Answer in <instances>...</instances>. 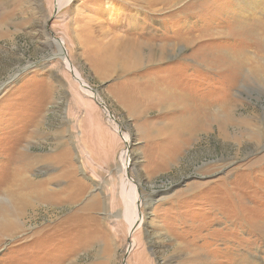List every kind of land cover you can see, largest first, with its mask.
<instances>
[{
	"label": "rangeland",
	"instance_id": "obj_1",
	"mask_svg": "<svg viewBox=\"0 0 264 264\" xmlns=\"http://www.w3.org/2000/svg\"><path fill=\"white\" fill-rule=\"evenodd\" d=\"M55 7L0 0V264H264V0Z\"/></svg>",
	"mask_w": 264,
	"mask_h": 264
},
{
	"label": "bare ground",
	"instance_id": "obj_2",
	"mask_svg": "<svg viewBox=\"0 0 264 264\" xmlns=\"http://www.w3.org/2000/svg\"><path fill=\"white\" fill-rule=\"evenodd\" d=\"M70 1L71 0H55V5L59 9L63 6V4H65V3L69 4ZM60 42H61V45L57 44L58 50H60V51H58L56 56L59 57V59L64 63L66 70L73 72L75 79H76L78 84L79 83L85 84V82L80 77L79 73L74 69V67L71 65V63L67 59L65 49H63V46H64L63 41L60 40ZM61 50H63V53ZM57 57H55V58H57ZM86 93H88L91 96L94 95L89 90L86 91ZM94 99H95V101H98V102L100 100V99H98V97L97 98L94 97ZM107 113H108V111H107ZM122 135L124 136L122 139L126 142L125 144L128 146V140H129L128 136L125 133H122ZM121 155H122V157H121V170H120V172H121V178H120L121 189L120 190H121V198H122L123 203H124V208L126 209V213H127V215H126L125 209H124V212H123L124 215H122V216H125L126 220L129 222V224H131L132 230L135 231L136 229H138L140 227V225L143 224V218L141 219V217H139V215H138V210H139L138 203H139L140 196L138 194V188L134 184L131 183V180L128 179L127 175L125 174V168H127L126 166L129 163L128 154L126 151H124V152H122ZM18 174L19 175L13 177V182L15 179L21 178L20 177L21 174L20 173H18ZM44 183H41V185L40 184L35 185V187H33V189L35 190L36 193L38 191L40 192L41 198H43V199H44V195H45L44 191L42 190Z\"/></svg>",
	"mask_w": 264,
	"mask_h": 264
},
{
	"label": "water",
	"instance_id": "obj_3",
	"mask_svg": "<svg viewBox=\"0 0 264 264\" xmlns=\"http://www.w3.org/2000/svg\"><path fill=\"white\" fill-rule=\"evenodd\" d=\"M57 11V9H56V7H55V9H54V15H55V12ZM51 41L52 42H54L55 43V49H56V52H58V47H57V44H60L61 45V42H60V40L59 39H55L53 36H52V38H51ZM62 47V46H61ZM69 71V70H68ZM69 73L71 74V77L73 78V76H74V74H73V72H71V71H69ZM73 80H74V78H73ZM77 82V81H76ZM79 86H81V88H87L85 85H83V84H81V83H79ZM87 90H88V88H87ZM90 90V89H89ZM93 92V94H94V97L96 96V93L94 92V91H92ZM96 98V97H95ZM96 103H97V105H99L100 107H101V109H103V110H105V105L102 103V102H98V101H95ZM109 117L112 119V117H111V115H109ZM113 120V119H112ZM119 130H122L120 127H119ZM121 138H122V133L121 132H119V134H118ZM127 146V145H126ZM128 147V146H127ZM138 205H139V208H140V203H138ZM123 264H125V263H123Z\"/></svg>",
	"mask_w": 264,
	"mask_h": 264
}]
</instances>
